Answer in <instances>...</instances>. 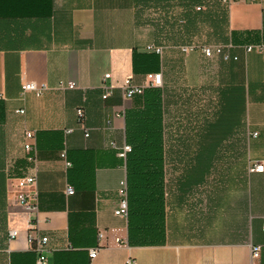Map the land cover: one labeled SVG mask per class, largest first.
I'll return each instance as SVG.
<instances>
[{"label": "crops", "instance_id": "1", "mask_svg": "<svg viewBox=\"0 0 264 264\" xmlns=\"http://www.w3.org/2000/svg\"><path fill=\"white\" fill-rule=\"evenodd\" d=\"M211 4L0 0V264H35L29 234L47 237V264H124L128 257L135 264H264V171L248 170L252 160H264V47L245 51L264 45V13L248 1L226 7L227 40L217 43L231 44L229 60L181 53V44H211ZM148 44L163 46L162 55ZM148 65L162 72V127H172L162 141L154 235L114 214L127 175L118 149L128 143L129 115L144 94L126 100L122 84L142 82ZM24 80L48 89L23 95ZM68 81L77 87L59 88ZM25 130L35 132L33 230L16 200L18 179L33 171ZM11 230L18 235L10 238ZM252 246H259L256 258Z\"/></svg>", "mask_w": 264, "mask_h": 264}, {"label": "built area", "instance_id": "2", "mask_svg": "<svg viewBox=\"0 0 264 264\" xmlns=\"http://www.w3.org/2000/svg\"><path fill=\"white\" fill-rule=\"evenodd\" d=\"M248 1L250 3H258L261 6L262 12L264 13V0H219L220 4L229 7L234 2H242ZM196 9H200V7H196ZM231 47V44H221V43H186L178 46V49L183 54H189L193 52L200 53L205 59H212L214 56H220L223 60H229L231 55L228 49ZM263 44L259 45H246L245 51L250 52L254 48H262ZM147 50L156 53L157 55H162L163 46L148 44ZM233 59H237V57H232ZM109 77V74H105L104 78ZM163 85V75L162 72H149L145 74V77L142 82H136L131 78H126L122 84L123 96L126 100H131L136 96L142 95L144 91L148 88H161ZM77 87L74 81L68 82H60L59 88H75ZM48 89L46 83H36L35 81L24 80L21 82V93L24 95L25 93L31 92L35 96L39 97L43 95V93ZM110 94L109 87H105V92L103 97H107ZM0 98L1 94H0ZM17 113H24L23 109H17ZM76 117L79 123L82 122L84 118V111L82 108L76 109ZM71 131V129H67L66 132ZM87 135V134H86ZM251 136H256L257 132H252ZM24 137L26 141L23 144V150L25 152V158L27 162L32 167V173L24 175L20 177L17 181V195L16 200L20 207L25 212L26 215V224L29 230H33L36 227V221L33 220V214H35L38 210V190H37V175H36V145L32 140L35 137V132L32 130H25ZM131 152V145L127 143H123L121 147L118 149V156L122 159H126L128 153ZM61 159L64 161L65 168H69L71 166V162L67 159L66 152L62 151L60 153ZM249 172H263L264 171V160H252L248 166ZM66 193L72 194L73 187L71 185L66 186ZM118 193V205L114 210V214L121 217H126L128 214V185L126 177L123 178L119 182V187L117 190ZM18 235L17 230H11L9 232V237L14 238ZM102 233H99L98 238H101ZM27 241L31 247V249L36 253V261L35 264H47V258L45 255L46 252V242L47 237H40L29 234L27 237ZM115 241L117 243H125L123 240L116 238ZM70 246V245H68ZM67 246V247H68ZM98 248L93 247L89 249V257L94 258L96 256ZM252 258H256L259 255V246H252ZM124 264H135V260L131 257H128L125 260Z\"/></svg>", "mask_w": 264, "mask_h": 264}, {"label": "trees", "instance_id": "3", "mask_svg": "<svg viewBox=\"0 0 264 264\" xmlns=\"http://www.w3.org/2000/svg\"><path fill=\"white\" fill-rule=\"evenodd\" d=\"M211 3L212 27H216L218 39L224 42L227 40L223 26L227 9L219 0H211ZM152 54L148 55V59ZM147 68L149 70L150 66H143V69ZM149 72L151 71H147ZM138 104L131 111L126 127V139L131 145V152L126 157L127 217L137 232L149 229L154 235L155 221L161 214L159 207L163 197L162 141L171 139L172 127H162L163 110L159 88L146 89L141 103Z\"/></svg>", "mask_w": 264, "mask_h": 264}, {"label": "rangeland", "instance_id": "4", "mask_svg": "<svg viewBox=\"0 0 264 264\" xmlns=\"http://www.w3.org/2000/svg\"><path fill=\"white\" fill-rule=\"evenodd\" d=\"M216 27H212V31L210 32V37L208 40L211 41V43H217V42H221L219 39H218V36H217V32H216ZM203 36V35H202ZM207 37V35H206ZM204 37H202L201 39L203 40ZM208 38V37H207ZM207 40V39H206ZM129 144V143H127ZM130 145V144H129Z\"/></svg>", "mask_w": 264, "mask_h": 264}]
</instances>
